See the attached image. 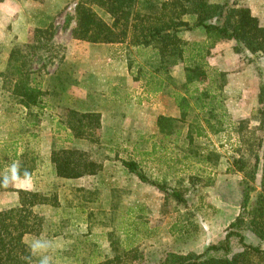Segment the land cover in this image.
<instances>
[{
  "label": "rangeland",
  "instance_id": "1",
  "mask_svg": "<svg viewBox=\"0 0 264 264\" xmlns=\"http://www.w3.org/2000/svg\"><path fill=\"white\" fill-rule=\"evenodd\" d=\"M229 2L248 6L246 0ZM76 4L77 0H0V165L4 166L0 173L13 161H27L37 168L41 193H57L62 203L58 208L48 207L50 212H39L51 220L44 221L39 234H27L25 241L29 244L39 236L53 240V264H96L116 254L120 261L114 264H161L169 252L201 253L211 244H220L229 223L242 211L246 185L255 187L249 208L263 188L264 124L255 111L264 84V55L236 52L234 40L214 48L208 58L209 73L216 78L214 94H219L217 88L223 84L218 97L222 106L217 109L223 127L210 131L203 121L204 112L194 104L186 122L178 124V132L164 136L155 119L161 114L180 117L171 93L184 91V65L169 68L172 80L164 83L161 92L148 93L144 81L134 79L135 65L138 62L152 69L154 51L145 53L128 42L98 50L91 48L90 42L74 38ZM49 24L54 29L49 43L57 54L33 52L27 45L37 44L36 29ZM181 36L198 40L204 31H183ZM43 41H47L45 37ZM14 48L25 55L17 64L25 60L27 75L47 92L48 105L41 113L33 108L27 120L24 108L11 93L19 78L12 69L7 70ZM97 54L106 56V65H101ZM93 65L96 78L89 68ZM101 75L106 86L120 87L109 89V93L105 90L107 98L91 96L102 83ZM69 109L99 113L100 126L86 128L81 138L74 137L66 128ZM213 121L218 122L217 118ZM197 122L203 125L201 135L197 134ZM61 147L86 151L103 169L79 180L56 178L54 183L51 153ZM257 157L256 175L250 179ZM122 159L136 160L144 174L166 184L170 193L178 191L184 201L141 181ZM87 197L93 200L80 206L79 201ZM147 229L155 234L144 238ZM243 232L248 243L264 246L249 229ZM230 243L235 251L242 249L237 237Z\"/></svg>",
  "mask_w": 264,
  "mask_h": 264
},
{
  "label": "trees",
  "instance_id": "2",
  "mask_svg": "<svg viewBox=\"0 0 264 264\" xmlns=\"http://www.w3.org/2000/svg\"><path fill=\"white\" fill-rule=\"evenodd\" d=\"M76 25L72 29L73 37L93 43H124L132 47L154 51L156 63L152 69L142 63L138 67L135 80H143L148 93L156 95L164 88L166 81L172 80L168 75L169 68L182 63L185 70L183 92L173 91L171 96L180 109V117L159 115L157 125L160 133L170 136L178 132V124L187 120L190 109L195 104L204 112L203 121L210 131L223 127L219 121L217 109L221 108L219 96L222 95L223 84L214 94L216 78L210 75L208 58L219 42L234 40L236 52H249L253 57L264 55V26L248 6L229 0L211 2L209 0H77ZM109 16V20L105 19ZM201 29L204 37L198 40H187L181 36L183 31ZM53 25L38 27L35 40L37 44L27 45L33 52H57L50 42L54 36ZM47 41H43V38ZM21 50L12 49L7 63V70L19 76L14 85V93L26 106L38 103L42 95L36 79L27 75L24 70L25 60L19 59ZM57 56V55H53ZM63 56L60 57V60ZM252 60V59H251ZM132 71V65L129 66ZM7 71V73H8ZM223 75L222 71H215ZM4 74V73H3ZM6 75V74H5ZM166 75V78L163 76ZM213 81V82H212ZM221 94V95H220ZM194 101V103H192ZM260 107L256 114L261 116L264 124V84L259 94ZM224 115V114H223ZM217 118V123L213 121ZM197 121V119H195ZM198 123V122H197ZM101 124V115L93 112L80 113L69 109L66 125L76 138L85 135L86 128L97 129ZM197 124V134H202V126ZM189 139L193 137L188 136ZM260 157H257L255 168L249 174L254 179ZM51 163L58 177L79 178L85 175H95L103 169V164L92 158L86 151L61 147L51 153ZM123 165L134 173L141 181L157 186L163 192L172 194L178 201H184L182 195L170 189L166 184L152 180L141 170L140 164L134 159H122ZM32 170V169H30ZM245 183V181H244ZM248 183V182H247ZM262 191L257 193L251 208H249L250 193L255 190L250 184L243 189L242 211L232 220L226 229V236L220 244H211L201 253L169 252L161 264H264V246L247 242L246 228L264 242V163L261 176ZM4 189L0 187V190ZM20 204L15 207L0 209V264H26L22 257L28 256L27 234H39L43 229L44 216L35 211L40 204L56 205L58 196H47L41 192L17 189ZM246 214V216H245ZM248 214V216H247ZM153 235L152 229H147L144 238ZM237 237L242 249L235 251L230 239ZM132 249V248H131ZM135 248H133L134 250ZM211 251L221 254L213 255ZM35 258H33L34 262ZM120 261L116 254L112 259L96 264H114ZM34 264V263H33Z\"/></svg>",
  "mask_w": 264,
  "mask_h": 264
},
{
  "label": "crops",
  "instance_id": "3",
  "mask_svg": "<svg viewBox=\"0 0 264 264\" xmlns=\"http://www.w3.org/2000/svg\"><path fill=\"white\" fill-rule=\"evenodd\" d=\"M246 5L249 6V8L252 10V13L259 18L261 24L264 26V0H246ZM90 43H91V46H90L91 48L98 49V50L107 49L109 46H112L113 44H122V43H101V42H99V43L90 42ZM220 44H222V42L218 43L215 48L220 46ZM100 54H97L98 61L101 62V65L104 66V65H106V63H105L106 62V60H105L106 56L105 55L102 56ZM89 55H91V54H89ZM108 64H110V63H108ZM89 68H90V71L93 73V71L95 69V66L93 65V66H90ZM93 74H94V77L96 78L95 71H94ZM103 77H104V75H101L99 77L100 81H102ZM118 83H120V82H118ZM38 86H39V89L44 90V92H43L42 95H40L38 97V103L35 104V105H30V106L24 105L23 103H21L20 98L14 93V90L11 92L12 95H14L16 97L17 103L20 104L24 108V110H25V119L26 120L32 115L31 113L34 110L33 108H37L39 113H41L43 111V109L48 105V104H46V96H45V95H47L46 89L45 88H41L42 87L41 83H38ZM113 88L114 89H120V87H112L110 83L108 84V86H106V84H104L103 81H102V83H100V85L97 87V89H94L93 91H91V92H93V93H91L92 94L91 96L99 97V98H102V97L103 98L104 97L107 98L108 95L107 94L104 95L103 92H105V90H106V93L107 92L109 93V92H111V91H109V89L112 90ZM87 92H89V90ZM43 97H45L44 100H43ZM155 121H157V116H156ZM155 127H156V123H155ZM19 165H20L21 175L23 174V170L27 169L32 174V180L29 183H25V182L21 181L19 183H16L15 185H12L13 187L9 186L8 188L1 189L0 191H3L2 192L3 194L1 193V196H0V209H6V208H10V207H15V206H18L20 204V198H19V193H18L17 189H26V190H33V191L41 192V188L38 187V178H37V175H36V171H37L36 169L37 168L34 167V166H31V165H28L27 161L26 162L21 161L19 163ZM3 168H4V166L0 165V170H2ZM30 169H32V170H30ZM84 177L85 176L79 177V178H61V177H58L56 175V173H54L53 177L51 178V180L53 182H54V179H56V178L57 179H64V180H79V179H82ZM43 194H45L47 196L50 195V193H43ZM54 194H56L58 196L57 193H54ZM92 200L93 199H90L89 197H87L85 199H81L79 201V204H80V206H84V205H86V203H89V201H92ZM61 204H62L61 200L58 197V203L56 205L40 204V205L35 206L34 209L37 212L44 211L45 213H47V212H50L48 207L58 208V207L61 206ZM41 214H43V216H45L44 213H41ZM49 219L51 220V218L48 217V216L44 217V221L45 222H47ZM87 223H88V220H87ZM152 231H153V229H152ZM61 233L63 234L65 232L61 231ZM154 234L155 233L153 231V235ZM152 236H150V237H152ZM147 238H149V237H147Z\"/></svg>",
  "mask_w": 264,
  "mask_h": 264
},
{
  "label": "clouds",
  "instance_id": "4",
  "mask_svg": "<svg viewBox=\"0 0 264 264\" xmlns=\"http://www.w3.org/2000/svg\"><path fill=\"white\" fill-rule=\"evenodd\" d=\"M32 174L27 169L21 175L20 165L13 161L4 173H0V187L8 188L21 181L29 183ZM29 255L22 257L26 264H33V258H38L37 264H53V257L50 255L55 249V242L44 236L33 237L28 244Z\"/></svg>",
  "mask_w": 264,
  "mask_h": 264
}]
</instances>
